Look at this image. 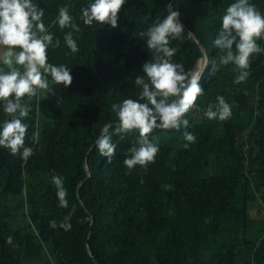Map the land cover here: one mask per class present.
<instances>
[{
  "label": "trees",
  "instance_id": "16d2710c",
  "mask_svg": "<svg viewBox=\"0 0 264 264\" xmlns=\"http://www.w3.org/2000/svg\"><path fill=\"white\" fill-rule=\"evenodd\" d=\"M36 2L60 38L48 59L71 68L72 81L50 80L22 98L30 105L23 119L32 155L24 160L0 148V264H264V218L251 217L264 205V52L251 54L249 76L239 83L238 69L219 63L223 53L212 41L231 0H171L192 33L169 40L172 59L195 75L209 58L204 91L184 114L196 140L185 148L183 129H155L154 161L131 170L123 160L138 132L114 131L110 106L138 91L132 80L150 58L138 33L167 14L169 0H126L116 27L83 24L87 0ZM251 2L264 13V0ZM60 5L80 25L75 53L63 42L69 29L50 24ZM257 43L264 47V39ZM218 94L232 107L226 120L204 114ZM103 134L116 145L110 159L95 146ZM52 174L64 178L66 207Z\"/></svg>",
  "mask_w": 264,
  "mask_h": 264
},
{
  "label": "clouds",
  "instance_id": "9594fccd",
  "mask_svg": "<svg viewBox=\"0 0 264 264\" xmlns=\"http://www.w3.org/2000/svg\"><path fill=\"white\" fill-rule=\"evenodd\" d=\"M125 2L87 0L80 7V18L85 25L95 22L116 27L119 10ZM44 12L36 0H0V112L5 114V118L0 119V148L12 154L19 153L24 160L32 155L33 147L25 143L29 125L23 118L28 116L30 105L22 102V98L30 99L39 90L48 89L50 80L64 87L72 81L71 68L48 59L47 49L58 47L60 38L54 37L49 25L45 24ZM180 16V11L173 8L169 0L167 14L155 17L146 30L138 33L150 52V58L140 66L143 75H136L132 80L138 91L110 106L118 120L114 131L135 129L138 132L127 149L130 155H125L123 160L129 170L154 161L160 146L149 134L155 129H183V139L188 142L182 145L185 148L196 140L195 134L187 130L189 121L184 114L204 91L199 83L201 76L190 74L182 63L174 61L172 57L177 49L169 44L170 39L182 33L187 37L192 35L191 30L184 28ZM52 23L62 30L69 29L63 32V42L70 52H77L74 33H79L80 25L66 5L58 6ZM257 38L264 39V13L251 0H231L220 17L212 43L223 53L219 63L231 62L238 69L234 83L249 76L251 54L264 52ZM204 114L210 120H226L232 114V107L218 94ZM95 146L109 159L116 147L108 134L100 135ZM50 180L55 186L58 204L66 207L67 189L63 176L52 174ZM49 225L55 228L57 223L51 220ZM59 226L67 229L71 225L62 221Z\"/></svg>",
  "mask_w": 264,
  "mask_h": 264
},
{
  "label": "rangeland",
  "instance_id": "374dc122",
  "mask_svg": "<svg viewBox=\"0 0 264 264\" xmlns=\"http://www.w3.org/2000/svg\"><path fill=\"white\" fill-rule=\"evenodd\" d=\"M205 50V49H204ZM261 206H264L263 204H258L255 208L251 211V217L255 218V219H263L264 218V207L261 208Z\"/></svg>",
  "mask_w": 264,
  "mask_h": 264
},
{
  "label": "bare ground",
  "instance_id": "6f19581e",
  "mask_svg": "<svg viewBox=\"0 0 264 264\" xmlns=\"http://www.w3.org/2000/svg\"><path fill=\"white\" fill-rule=\"evenodd\" d=\"M206 60H207L206 56L202 58L201 63L197 67L196 74H199L200 72H202V70L204 69Z\"/></svg>",
  "mask_w": 264,
  "mask_h": 264
},
{
  "label": "water",
  "instance_id": "95a60500",
  "mask_svg": "<svg viewBox=\"0 0 264 264\" xmlns=\"http://www.w3.org/2000/svg\"><path fill=\"white\" fill-rule=\"evenodd\" d=\"M208 64H209V58H207V61H206L205 66H204V69L202 70V72L199 73L200 76L203 74V72H204L205 68L208 66Z\"/></svg>",
  "mask_w": 264,
  "mask_h": 264
}]
</instances>
